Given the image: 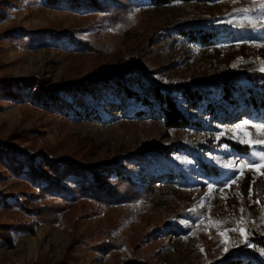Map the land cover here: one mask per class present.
Returning a JSON list of instances; mask_svg holds the SVG:
<instances>
[{"label": "rangeland", "instance_id": "rangeland-1", "mask_svg": "<svg viewBox=\"0 0 264 264\" xmlns=\"http://www.w3.org/2000/svg\"><path fill=\"white\" fill-rule=\"evenodd\" d=\"M237 8H259V3L154 6L130 1L101 12L47 0H0V81L12 79L0 85V264H126L132 259L205 264L235 248L253 250L264 264V249L250 240L254 232L264 234V162L259 157L264 145L241 142L264 141V130L251 126L264 123V105L258 108L250 101V85L239 91L238 104L217 102L221 81L234 79L237 85L247 73L262 75L256 65L264 61V30L224 38L213 46L172 33L177 21L196 18L205 26L227 18L251 26L242 17L259 15L234 13ZM77 41L88 46L78 48ZM132 61L145 71H125L124 82L150 104L143 106L134 93L120 92L113 79L107 85L100 82L97 90L76 91L91 75L119 71ZM152 80L176 85L172 94L179 107L208 130L168 129ZM192 83L213 91L212 98L201 97L198 108L185 92ZM251 86L262 90L257 81ZM41 88L58 91L49 96L50 104L37 95ZM210 102L214 109L206 108ZM88 109L94 112L87 115ZM141 110L146 112L136 113ZM244 120L250 124L237 129ZM225 139L243 146L236 150ZM7 142L20 152L9 149ZM143 150L145 159L127 160ZM195 154L224 166L225 175L200 176ZM47 157L83 163L117 158L142 194L120 205L69 202L44 193L31 163ZM230 160L233 167L226 164ZM168 163L177 172L191 165V173L181 182L175 172L161 167ZM117 177L113 169L111 179ZM74 178L71 174L68 181ZM233 178L235 183L225 187ZM152 229L158 231L151 234Z\"/></svg>", "mask_w": 264, "mask_h": 264}, {"label": "trees", "instance_id": "trees-1", "mask_svg": "<svg viewBox=\"0 0 264 264\" xmlns=\"http://www.w3.org/2000/svg\"><path fill=\"white\" fill-rule=\"evenodd\" d=\"M144 2L154 6H165L176 3H216L220 0H47L50 5L67 4L70 8L75 10H93L104 12L110 7H121L126 5L127 2ZM229 19L225 18L223 23L208 21V24L202 26L200 19H187L186 21H180L173 24L172 33H176L178 38L186 39L190 42L213 46L218 44L224 38H234L238 36L244 37L247 34H261L262 31H256L251 26H240L234 21L229 23ZM76 46L78 48H84L87 42L84 44L80 42ZM262 62L258 61L256 69L259 70L262 66ZM145 69L132 61L129 65L119 71H110L107 74L97 73L91 75L86 84L79 86L76 91L85 92L87 89H98V84H108L109 80L113 79L116 82L117 89L120 92H125L127 96H132L133 93L142 98L143 106L150 104V100L145 96H141L135 93L133 89L128 87L124 82V72L128 70ZM259 72H262L259 70ZM243 82H236L234 79L223 80L219 84L223 91L222 95L217 99V102L223 103L225 106H234L238 104L239 91L245 88V86L252 90L250 101L255 107H261L264 105V72L262 75L247 73L244 76ZM3 81V82H2ZM0 81L1 84L9 85L12 83V79L6 78ZM257 81L262 85V90H256L251 86V82ZM151 86L155 89V95L160 100L161 110L163 112L164 124L168 129H184L191 128L194 130H208V125L202 123L192 113L184 111L177 104L173 90L176 87L174 84H164L158 80H152ZM165 90V93L162 92ZM186 94L189 96V100L193 107L198 108L199 100L202 96L212 98L213 91L208 86L201 87L199 83L187 84L185 89ZM58 94L56 89H39L37 95L42 98L48 99V104L53 101L49 96L51 94ZM52 100V101H51ZM68 105V104H67ZM65 104V106H67ZM206 108L209 110L214 109L212 102L208 103ZM148 110V109H146ZM146 110L137 111V114H143ZM94 110L88 109L86 114H92ZM226 142L236 150H240L243 145L235 143L232 140L225 139ZM7 146L12 151L19 153L15 144L7 142ZM248 147L249 145H244ZM147 150L138 152L128 156L127 160L130 161L133 158L145 159ZM161 157L163 155L161 154ZM117 159V158H116ZM98 163H83L75 161L68 157H56L45 158L40 163L33 161L31 163V170L36 177V185L40 187L44 193H49L56 197L69 202H77L80 199H90L100 203L113 204L118 203L120 205L130 203L132 200L142 194L141 187L133 179L131 172L122 164H117V160ZM33 159H31L32 161ZM194 160L197 164L196 171L202 177L206 178H222L225 175V167L211 162L203 156L194 155ZM159 159V163H160ZM28 163H30L28 161ZM166 171L176 173L181 182L191 173L192 166H182L180 172H177L173 164H161ZM113 169H117L118 177L116 180L111 179ZM73 174L74 179L69 180V176ZM158 229H152L151 234L157 232ZM257 247L264 249V234L258 235L256 232L250 235ZM34 264H46L43 261L36 262ZM52 264H70L66 260L58 261ZM126 264H143L139 261L132 259ZM205 264H262L259 260L257 253L253 250L232 249L227 254L219 258L218 260L209 261Z\"/></svg>", "mask_w": 264, "mask_h": 264}, {"label": "snow or ice", "instance_id": "snow-or-ice-1", "mask_svg": "<svg viewBox=\"0 0 264 264\" xmlns=\"http://www.w3.org/2000/svg\"><path fill=\"white\" fill-rule=\"evenodd\" d=\"M257 0H253V3H256ZM258 3H259V8H237V9H234V13H244V14H247V13H253V12H258L259 15L258 16H244L242 17V19H246L248 24L251 25V27L256 30V31H262L264 30V0H258ZM231 15V14H230ZM229 23H231V21H228ZM257 22H260V23H257ZM260 71L264 72V62H262V66L260 67L259 69ZM250 124V121L249 120H244L241 122V124H237L235 127L237 129H240L244 126H248ZM252 127L258 129V130H264V123H252L251 124ZM220 136L223 135V133H220L219 134ZM219 138V137H217ZM242 143H248V144H251L253 146L255 145H264V141H248V140H243L241 141ZM224 148H227V145H224L223 146ZM259 157H260V161L261 162H264V152H261L259 153ZM186 163H190V161H185ZM227 166L228 167H233L235 165V161H227L226 162ZM243 166H246V167H250V168H254L255 165L253 164H244ZM235 183V178L229 180L227 182V184H225V187H230L231 184H234ZM208 189L209 190H212L213 189V184L209 183L207 185ZM221 191L223 190L222 188L220 189ZM251 191V189H250ZM258 203V201H257ZM243 211V210H241ZM202 222V221H201ZM219 223H222L221 221H217L216 224H219ZM236 229H231V231H235ZM240 231V234L242 236L245 237V242L247 243V245L249 247H251L252 245L250 244V242H248L247 240V236H246V230L243 229V228H240L239 229ZM220 235H223V233H220ZM203 251V249H201ZM225 252L228 251L227 248L224 249ZM262 255H264V252L261 253Z\"/></svg>", "mask_w": 264, "mask_h": 264}]
</instances>
